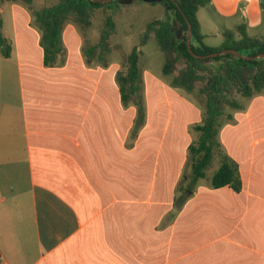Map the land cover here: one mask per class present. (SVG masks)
<instances>
[{
	"label": "crops",
	"instance_id": "1",
	"mask_svg": "<svg viewBox=\"0 0 264 264\" xmlns=\"http://www.w3.org/2000/svg\"><path fill=\"white\" fill-rule=\"evenodd\" d=\"M36 1L1 6L12 53H0V264H264V94L220 118L242 188H214L217 153L193 177L205 99L174 87L164 63L154 73L140 48L143 88L124 104L117 29L107 53L93 49L104 10L67 24L46 66L35 12L56 0ZM247 1L240 25L264 37Z\"/></svg>",
	"mask_w": 264,
	"mask_h": 264
},
{
	"label": "trees",
	"instance_id": "2",
	"mask_svg": "<svg viewBox=\"0 0 264 264\" xmlns=\"http://www.w3.org/2000/svg\"><path fill=\"white\" fill-rule=\"evenodd\" d=\"M4 1H23L27 4L33 0H0V53L11 57L12 45L4 36L1 6ZM133 0H115L101 4L93 0H56L50 6H45L35 12V22L42 31L41 45L44 48L45 65L56 66L58 57L63 52V31L67 24L83 27L90 26L99 9H106L103 27L98 45L93 49H100L102 53L110 50V39L117 29L115 17L122 13L125 4ZM161 1L174 15V22L169 24L162 20H154L147 24V28L139 35L138 44L127 56V70L117 74V82L122 101L128 104L133 95H139L143 88V72L140 67V47L155 39L165 56L163 74L171 78L174 87L182 88L190 93H198L204 99L205 118L198 126L199 140L198 154L201 157L193 165V177L204 178L211 157L217 153L220 157V167L212 176V186L220 188L231 186L236 191L242 188V180L238 165L221 148L217 140L221 127L220 118L226 115L227 120L233 119V113L245 106L238 98L247 100L258 94H264V58L245 60L233 54H224L211 59H198L192 56L187 47L189 25H192V50L199 55H211L222 50H237L246 56H256L264 53V37L250 36L245 24L237 30L226 29L223 32V43L220 46H209L204 42L205 36L201 32L198 12L211 4L212 0H176L181 7L172 0ZM183 36L178 37L179 31ZM183 60L184 65L179 67ZM218 65L215 66V64ZM137 105L143 114L145 105L139 96ZM195 150L194 146L190 147Z\"/></svg>",
	"mask_w": 264,
	"mask_h": 264
},
{
	"label": "rangeland",
	"instance_id": "3",
	"mask_svg": "<svg viewBox=\"0 0 264 264\" xmlns=\"http://www.w3.org/2000/svg\"><path fill=\"white\" fill-rule=\"evenodd\" d=\"M39 3L40 0H37L35 6L39 5ZM243 5V2H238V0H212L210 5L200 10L199 14L204 23V31L210 34L207 39V44L212 46L220 45L223 41L222 32L224 30H235L241 23L245 22L241 17L240 11V7ZM248 7L252 15L259 16L261 23H264V0H259V2L258 0H251L248 2ZM99 10L106 11V9ZM171 16L172 12L161 1L148 2L145 0H133L125 4L123 12L115 17L117 23L116 36L120 41V44L116 47L115 60L127 63V55L138 44L139 35L146 30L147 24L156 19L169 23ZM94 22L98 23L97 19ZM256 30L261 31V34H259L260 32L257 34L258 36H264V25L257 27ZM179 36L180 33H178ZM182 36L183 33L181 34ZM140 48L143 50L144 56L148 59V67L154 73H159L165 61V56L156 40L153 38L147 45ZM183 65L184 62L181 60L179 67ZM187 94L189 97H192L190 92ZM236 97L243 104L246 103V99H241L240 95ZM158 103L159 100L155 98L154 94L152 97V107L154 108ZM154 115L156 114L153 112Z\"/></svg>",
	"mask_w": 264,
	"mask_h": 264
},
{
	"label": "water",
	"instance_id": "4",
	"mask_svg": "<svg viewBox=\"0 0 264 264\" xmlns=\"http://www.w3.org/2000/svg\"><path fill=\"white\" fill-rule=\"evenodd\" d=\"M93 1H96V2H99L101 4H107V3H110V2H113L115 0H93ZM145 1H148V2H156V1H159V0H145ZM177 6L179 9H181V7L179 6L178 2L176 0H172ZM187 22H188V25H189V31H188V34H187V47H188V50L189 52L192 54L193 57L195 58H198V59H211V58H214V57H218L220 55H224V54H233L234 56L236 57H239V58H242V59H245V60H256V59H260V58H264V53H260L256 56H246V55H243L242 53L238 52L237 50H232V49H226V50H222L218 53H214V54H211V55H199V54H196L193 52L192 50V36H193V30H192V25L191 23L189 22L188 19H186ZM180 35L182 34V31L180 30L179 31Z\"/></svg>",
	"mask_w": 264,
	"mask_h": 264
}]
</instances>
